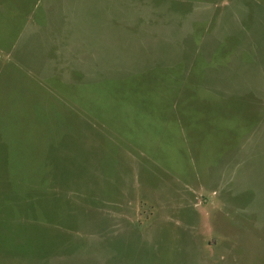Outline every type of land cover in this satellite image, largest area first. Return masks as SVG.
<instances>
[{
	"label": "rangeland",
	"instance_id": "obj_1",
	"mask_svg": "<svg viewBox=\"0 0 264 264\" xmlns=\"http://www.w3.org/2000/svg\"><path fill=\"white\" fill-rule=\"evenodd\" d=\"M0 264H264V0H0Z\"/></svg>",
	"mask_w": 264,
	"mask_h": 264
}]
</instances>
